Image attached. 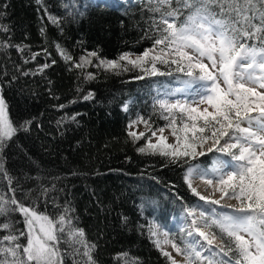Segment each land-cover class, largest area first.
Masks as SVG:
<instances>
[{"label": "trees", "instance_id": "16d2710c", "mask_svg": "<svg viewBox=\"0 0 264 264\" xmlns=\"http://www.w3.org/2000/svg\"><path fill=\"white\" fill-rule=\"evenodd\" d=\"M155 6V0H0V26L7 28L0 31V86L18 129L0 148V160L18 200L35 201L49 214L58 206L72 209L73 224L95 245L96 264H167L147 225L155 221L176 234L184 208L203 205L186 185L187 165L139 153L146 141L133 142L127 134L137 115L152 117L153 128L163 126L153 111L156 91L161 85L181 87L184 77L138 80V70L104 71L93 66L95 59L82 71L56 47L73 61L92 51L105 60L140 54L152 44L146 34L153 33V20L160 16L149 10ZM172 7H178L176 0ZM189 11L182 10L178 24ZM45 64L50 66L40 71ZM85 73L95 79H85ZM89 93L92 98L84 100ZM217 155L192 163L210 167ZM44 189L46 195L37 200ZM0 193L12 196L6 178H0ZM10 218L24 227L19 214ZM73 259L83 264L85 258L69 255L65 264Z\"/></svg>", "mask_w": 264, "mask_h": 264}, {"label": "snow or ice", "instance_id": "6c2138e0", "mask_svg": "<svg viewBox=\"0 0 264 264\" xmlns=\"http://www.w3.org/2000/svg\"><path fill=\"white\" fill-rule=\"evenodd\" d=\"M155 3L149 10L160 16L153 20V33L146 34L151 47L142 53L105 60L92 51L73 61L57 45L58 53L82 71L95 59L93 66L104 71L138 70V80L184 77L181 87L161 85L156 91L153 111L166 123L153 128L152 117L137 115L127 134L133 142L146 141L139 153L187 165L188 189L203 205L213 207H185L176 234L153 221L147 225L149 236L167 264H264V0H176V8L172 0ZM183 9L190 11L178 24ZM49 19L60 23L54 16ZM0 31L7 28L0 26ZM85 79L95 76L85 73ZM91 98V93L83 97ZM128 110L125 104L123 111ZM140 124L144 132L132 130ZM17 131L0 95V148ZM209 153L218 154L210 167L192 163ZM0 178L7 179L12 191L8 198L0 193L4 218L0 231L5 233L0 236V264H65L69 255L84 257L83 264H96L95 245L73 224L70 207L58 206L56 213L49 214L35 201L26 205L18 200L2 160ZM194 179L207 186L208 195L193 186ZM12 213L19 214L22 229L10 218ZM73 264L79 262L73 259Z\"/></svg>", "mask_w": 264, "mask_h": 264}, {"label": "rangeland", "instance_id": "374dc122", "mask_svg": "<svg viewBox=\"0 0 264 264\" xmlns=\"http://www.w3.org/2000/svg\"><path fill=\"white\" fill-rule=\"evenodd\" d=\"M1 95H2V91H1ZM132 130L138 131V132H144L145 128H144L143 124H140L137 127L133 128ZM164 134L168 135L169 133H168V131H166ZM153 142H155V138H153ZM169 142H172V138L171 137H169ZM193 186L196 187L197 190L200 191L202 194H204V195H208L209 194L205 190L207 186L205 184H203L199 179H194L193 180ZM228 203L235 204L236 202L235 201H230ZM169 250H171V249H169ZM174 255H175V253H174Z\"/></svg>", "mask_w": 264, "mask_h": 264}, {"label": "water", "instance_id": "95a60500", "mask_svg": "<svg viewBox=\"0 0 264 264\" xmlns=\"http://www.w3.org/2000/svg\"><path fill=\"white\" fill-rule=\"evenodd\" d=\"M1 91H2V90H1V86H0V95H1Z\"/></svg>", "mask_w": 264, "mask_h": 264}]
</instances>
